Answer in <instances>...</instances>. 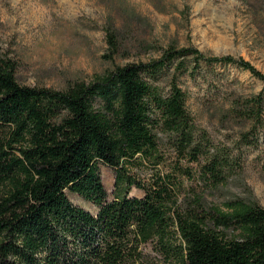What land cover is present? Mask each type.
<instances>
[{"label": "trees", "instance_id": "1", "mask_svg": "<svg viewBox=\"0 0 264 264\" xmlns=\"http://www.w3.org/2000/svg\"><path fill=\"white\" fill-rule=\"evenodd\" d=\"M107 42L111 58L110 29ZM189 58L194 69L234 64L264 83L250 62L195 47L171 45L64 90L19 84L16 63L0 57V264H143L145 246L172 264H264V208L205 202L232 175L231 152L196 126L177 75L166 94L151 84ZM263 107L259 93L229 111L253 128ZM100 164L114 170L111 197Z\"/></svg>", "mask_w": 264, "mask_h": 264}, {"label": "rangeland", "instance_id": "2", "mask_svg": "<svg viewBox=\"0 0 264 264\" xmlns=\"http://www.w3.org/2000/svg\"><path fill=\"white\" fill-rule=\"evenodd\" d=\"M108 29L119 46L111 58ZM171 45L244 59L264 74V0H0V57L16 63V79L24 86L64 90L117 66L149 62ZM177 65L151 84L166 94L177 75L196 126L234 159L232 175L205 193L206 204L241 198L264 208V109L253 128L229 111L237 97L264 96V83L234 64L201 61L194 69L189 58L185 70ZM99 167L111 197L114 170ZM67 194L75 205L97 212ZM143 255V264H172L151 246L143 247Z\"/></svg>", "mask_w": 264, "mask_h": 264}]
</instances>
